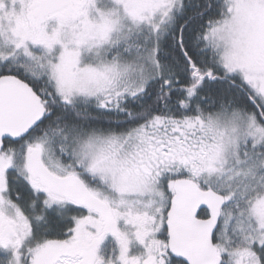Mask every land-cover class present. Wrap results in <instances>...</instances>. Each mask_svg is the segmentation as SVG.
Listing matches in <instances>:
<instances>
[{"label":"snow or ice","instance_id":"6c2138e0","mask_svg":"<svg viewBox=\"0 0 264 264\" xmlns=\"http://www.w3.org/2000/svg\"><path fill=\"white\" fill-rule=\"evenodd\" d=\"M0 264H264V0H0Z\"/></svg>","mask_w":264,"mask_h":264}]
</instances>
